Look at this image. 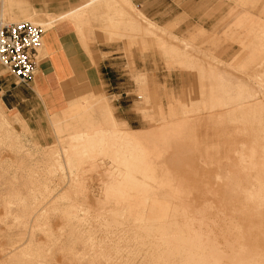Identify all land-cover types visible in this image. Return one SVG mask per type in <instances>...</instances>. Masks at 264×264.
Returning a JSON list of instances; mask_svg holds the SVG:
<instances>
[{
    "label": "rangeland",
    "instance_id": "374dc122",
    "mask_svg": "<svg viewBox=\"0 0 264 264\" xmlns=\"http://www.w3.org/2000/svg\"><path fill=\"white\" fill-rule=\"evenodd\" d=\"M169 1L176 15L163 26L131 0H99L97 16L88 8L69 18L80 35L96 29L93 43L120 45L121 74L110 89L102 83L41 126L0 103V264H212L209 253L219 250L228 264L241 241L264 248V231L247 229L263 227L264 208L242 192L258 185L259 170L244 167L253 150L258 163L264 156V0ZM34 14L51 27L42 9ZM249 19L257 24L245 37ZM176 124H185L178 134ZM161 129L172 141L190 139L184 148L228 152L240 188H227L225 168L205 165L200 151L182 155L181 169L169 173L153 148L167 134ZM224 186L235 197L223 205Z\"/></svg>",
    "mask_w": 264,
    "mask_h": 264
},
{
    "label": "crops",
    "instance_id": "0c3cea01",
    "mask_svg": "<svg viewBox=\"0 0 264 264\" xmlns=\"http://www.w3.org/2000/svg\"><path fill=\"white\" fill-rule=\"evenodd\" d=\"M33 1L32 5L29 0H1L0 15L4 17H24L25 20L32 21L37 9H42L45 15H49V19L44 18L47 19L44 22L48 23L49 20L52 22L43 36L42 60L29 85L18 83L9 72H4L0 67V103L13 115L34 121L36 126H41L46 125L48 117L61 112L77 97L99 89L102 83L106 84L107 89L113 87L116 76L119 78L121 74L123 62L122 55H119L117 50L119 44L93 43L97 36L96 29L88 28L86 34L84 32L80 35L76 23L69 19L78 20L76 14L92 3V0L80 4L78 3L81 0L77 3L76 0H46L45 3H41V0ZM131 1L147 17L161 26L168 22L169 15H176L170 13L169 0ZM101 9L92 10L93 14L97 16ZM247 22V29L244 26L245 37L249 36V29L257 24L255 19H249ZM202 34L205 32H201ZM245 37L242 36L241 39L244 40ZM84 43L88 44L87 47ZM204 117H199V121L205 120ZM183 125L185 124L178 125V130H181ZM188 134L195 136L194 132ZM180 142L184 144L191 140Z\"/></svg>",
    "mask_w": 264,
    "mask_h": 264
},
{
    "label": "bare ground",
    "instance_id": "6f19581e",
    "mask_svg": "<svg viewBox=\"0 0 264 264\" xmlns=\"http://www.w3.org/2000/svg\"><path fill=\"white\" fill-rule=\"evenodd\" d=\"M99 0H92V3H90L88 6H86L84 9H81L80 11H79V13H82L83 11H85V10H87L88 8L90 9V11H92V10H96V7H97V4H96V2H98ZM247 1V0H246ZM258 2V1H257ZM241 3V2H240ZM242 3H243V5H245L244 4V1H242ZM96 4V5H95ZM256 5V4H255ZM246 6V5H245ZM84 16V15H83ZM79 18V17H78ZM80 19V18H79ZM81 20H87L85 17H82V19ZM30 21V20H29ZM33 22V21H32ZM41 24H43V23H41ZM49 23H47V25H48ZM261 27V26H260ZM263 30V29H262ZM143 35V34H142ZM254 35V34H253ZM160 44V43H159ZM170 46V45H169ZM169 46H167V47H169ZM44 47V46H43ZM41 48L40 50L42 51L44 48ZM172 47V46H171ZM264 47V46H263ZM169 49H170V47H169ZM172 49V48H171ZM40 50H39V57H40V60H41V53H40ZM176 50V49H175ZM174 50V51H175ZM164 51V50H163ZM253 51V50H252ZM171 52H173L172 50H171ZM170 52V53H171ZM248 52H249V50H248ZM164 53V56H166L167 57V61L169 62V61H171V59L169 60V51H164L163 52ZM172 54H176V52L175 53H172ZM251 57H252V55H250ZM172 57H173V55H172ZM175 57V56H174ZM174 59V58H173ZM173 59H172V61H173ZM175 60V59H174ZM171 61V62H172ZM170 62V63H171ZM173 64V63H172ZM192 64V63H191ZM199 65V64H198ZM197 66V65H196ZM202 69V68H201ZM203 70H205V69H203ZM233 75V74H232ZM243 75V74H242ZM249 78V77H248ZM246 80V79H245ZM225 83V82H224ZM247 83V82H246ZM257 86V85H256ZM232 90V89H231ZM205 92V91H204ZM204 92H203V94H204ZM262 103V102H261ZM254 106V105H253ZM261 106V105H260ZM259 106V107H260ZM245 107V106H244ZM247 108H249V107H247ZM264 108V107H263ZM245 109H246V107H245ZM254 109V108H253ZM242 110H244V109H242ZM241 110V111H242ZM248 110V109H247ZM251 110V109H250ZM257 110V109H256ZM262 110H264V109H262ZM255 111V110H254ZM259 111H261V110H259ZM254 117V116H253ZM2 119V118H1ZM4 120V119H3ZM5 121V120H4ZM180 125V124H179ZM168 126V125H167ZM166 127V126H165ZM162 130V129H161ZM164 130V129H163ZM163 130L161 131V132H163ZM165 131V133H167V134H161V139H159L158 141H155V142H153V148H154V152H155V154H156V156H157V158H162V160H161V164L164 166V167H166L167 169H168V171H169V173H171L172 175L175 173L174 172V169H177V170H179V169H181V161H182V155H184V154H186L187 155V153L189 154V157H190V159L191 158H193L194 159V156H195V152L196 151H200V157L202 158V160H204V164L205 165H207V166H211V165H217V166H219V165H221V167L222 168H225L224 170L225 171H227V172H225L226 174H224L223 176H222V179H223V177H224V179L222 180V181H224V183H225V185H227V188H228V185H229V187L231 186V187H234L235 185H236V187H238V186H241V180H242V178L243 177H241V180H239L240 179V177H239V179L236 177V175L238 176V175H240V174H238L237 173V171L235 170L236 169V166H237V164H235L233 161H232V159H231V157L227 154V153H222V151H220L219 150V148L218 147H215V148H209L208 146L209 145H207V146H202V145H192V146H189V147H187V148H184V144L182 145V142H176L175 141V138H174V141H172L170 138H168L167 137V135H168V133L169 132H167L168 130H164ZM176 131V133L178 132V124H176V129H174V132ZM132 132V131H131ZM172 132V131H171ZM131 134V133H130ZM160 134H159V136H160ZM173 134V133H172ZM178 134V133H177ZM180 134V133H179ZM80 136H82V135H80ZM180 136H181V134H180ZM159 138V137H158ZM173 138V137H172ZM259 138H261V137H259ZM122 139V138H121ZM156 140V139H155ZM258 140V139H257ZM77 141H81V139H77ZM229 142V141H228ZM232 142V141H231ZM261 142V141H260ZM252 143H254V142H252ZM80 144H83L82 142L81 143H79V142H75V143H73L72 144V147L75 149L77 146H79ZM256 144V143H255ZM67 144H64L63 146H62V148L64 149L63 151L64 152H66V150H67V146H66ZM84 145V144H83ZM262 145V144H261ZM219 146V145H218ZM81 147V146H80ZM220 147V146H219ZM222 147V146H221ZM255 148V147H254ZM253 148V149H254ZM79 149V148H78ZM78 149H77V151H78ZM232 149V148H231ZM256 149V148H255ZM225 151V150H224ZM229 151H231V150H229ZM226 152V151H225ZM256 151H254L253 150V153H252V155H250V157L251 158H249V159H251L250 160V162H247L245 165H244V167L246 168V170L247 169H253V170H256V169H258L259 170V172L257 171L256 173L257 174H255V181L253 180L252 182H253V184L255 185V183L254 182H256L258 185H255V186H257V187H255V186H253V188L252 187H250L249 185V187L247 186L246 188H245V191H242V192H245V194H246V197H245V195H244V197L245 198H247V200H249V202H251L252 203V205L253 206H255V208L258 210V209H263L264 208V156L263 157H261V159H262V161H260L259 163L256 161L257 159H258V157H256ZM199 156V155H198ZM199 157V158H200ZM248 157V156H247ZM224 158H226V163L224 162L223 163V165L221 164V162H222V160L224 159ZM236 158V157H235ZM69 159V158H68ZM256 159V160H255ZM228 160H230L231 162H228ZM234 160V159H233ZM224 161V160H223ZM202 164V163H201ZM243 164V163H242ZM62 165V164H61ZM155 165H158V164H155ZM238 165H240V164H238ZM192 166V165H191ZM196 166V165H195ZM206 167V166H205ZM204 167V165H203V167L202 168H205ZM242 167V166H241ZM156 168H158V167H156ZM160 168V167H159ZM201 168V169H202ZM240 168V167H239ZM238 168V169H239ZM198 169H200V167L198 168ZM227 169V170H226ZM260 169H261V171H260ZM162 170V169H161ZM164 170V169H163ZM176 170V171H177ZM250 170V171H251ZM168 171H163V172H166V174H168ZM205 171V170H204ZM250 171H248V172H250ZM179 172V171H178ZM178 172H176V173H178ZM220 172H222V171H220ZM248 172L246 173V174H248ZM162 173V172H161ZM207 173V172H206ZM223 173H224V171H223ZM223 173H220V174H223ZM251 174H249V175H254V173L252 174V172H250ZM249 175H247V176H249ZM257 175V176H256ZM259 175H260V177H259ZM209 176V175H208ZM245 176V175H244ZM218 178V177H217ZM244 179H245V177H244ZM249 180V179H248ZM247 179L246 180H243V181H246V183L247 184H249V182H251L250 180L248 181ZM168 181H169V179H168ZM170 181H172V180H170ZM218 181H221V178H220V180H218ZM173 183H178V178L177 179H173V181H172ZM217 183V181H215V184ZM223 183V184H224ZM219 184V183H218ZM217 184V185H218ZM251 184V183H250ZM253 184H251V185H253ZM231 187L229 188V189H231ZM255 187V188H254ZM209 188V187H208ZM211 188V187H210ZM217 188H219V187H217ZM216 188V189H217ZM222 188V187H221ZM224 188L226 189V190H224L225 191V197L223 196V192H220L221 190H219V192L220 193H223V194H219L218 195V192H217V194H215V196H216V200H218V196H219V198H220V196H222L221 197V200L219 201V202H222L223 200L222 199H224V202H223V205L224 204H226V203H228V201L231 199V197H233V196H231V191L230 190H228L225 186H224ZM238 188H240V187H238ZM242 188V187H241ZM213 189V188H212ZM190 190V187L189 188H183V187H180V191L182 192V193H187V191H189ZM217 190V191H218ZM211 191V190H210ZM216 191V190H215ZM233 191V190H232ZM238 191H240V190H238ZM241 192V191H240ZM211 193V192H210ZM216 193V192H215ZM234 194V193H233ZM186 195V194H185ZM218 195V196H217ZM215 196H213V197H215ZM235 197V196H234ZM233 197V198H234ZM232 198V199H233ZM247 202V201H246ZM236 203V202H235ZM242 203V202H241ZM220 204V203H219ZM223 205H221V206H223ZM227 205H229V204H227ZM234 205V204H233ZM237 205V204H236ZM250 205V204H249ZM247 206V205H246ZM245 206V207H246ZM172 207H173V205H172ZM242 207V206H241ZM246 209H248V208H246ZM234 210V209H233ZM253 210V209H252ZM255 211V210H254ZM240 211H238V213H239ZM246 213H248V212H246ZM234 214V213H233ZM240 215V214H239ZM238 215V216H239ZM247 215V214H246ZM264 215V214H263ZM245 216V215H244ZM243 216V217H244ZM254 216V215H253ZM242 218V217H241ZM240 218V219H241ZM261 218V217H260ZM240 224V223H239ZM252 225V224H251ZM261 225V224H260ZM234 226V225H233ZM191 228V227H190ZM249 231L248 232H254V231H257V230H259V232H262V230L264 231V225H263V227H262V225L261 226H252V227H249V228H247ZM183 230V229H182ZM238 230H240V229H238ZM234 231V230H233ZM232 231V232H233ZM241 231V230H240ZM174 232H176V231H174ZM186 233V232H185ZM238 233V232H237ZM261 234V233H260ZM263 234H264V232H263ZM197 237V236H196ZM253 241H254V239H252ZM255 240H256V238H255ZM258 240H256V242H257ZM213 242V241H212ZM256 242H254V243H256ZM209 243V242H208ZM214 244V243H213ZM234 244V243H233ZM240 244V243H239ZM257 244V243H256ZM236 245V244H235ZM234 245V246H235ZM241 245H242V247H243V250H241L239 253H240V257L237 259V260H235V261H231L230 263H228V264H264V248L263 247H257V246H259V245H257V246H255L256 248L254 249H252V247H251V249L252 250H250V248H248V244L247 243H245L244 241H241ZM240 245V246H241ZM213 246V245H212ZM211 246V247H212ZM93 248V247H92ZM216 248H217V246H216ZM235 248V247H234ZM169 249V248H168ZM233 250V249H232ZM220 251V250H219ZM215 252V251H212V254H210L209 253V255H213V261H212V264H224V263H222V255H219L221 252ZM204 255L206 254V256L208 255V253H203ZM202 254V255H203ZM206 256H204V257H206ZM209 257V256H208ZM207 258V257H206ZM204 259V258H203ZM212 259V258H211ZM211 259H208V260H210V262H211ZM184 260V259H183ZM193 260V259H192ZM199 260V259H198ZM201 260H202V258H201ZM201 260H199V261H197L196 263L197 264H201L202 262H203V260L201 261ZM206 260V259H205ZM187 262V261H186ZM185 262V263H186ZM190 262H191V260H190ZM205 262V261H204ZM202 263V264H206V263ZM207 262V261H206ZM195 263V264H196ZM207 264H208V262H207Z\"/></svg>",
    "mask_w": 264,
    "mask_h": 264
},
{
    "label": "built area",
    "instance_id": "2783aa9c",
    "mask_svg": "<svg viewBox=\"0 0 264 264\" xmlns=\"http://www.w3.org/2000/svg\"><path fill=\"white\" fill-rule=\"evenodd\" d=\"M45 32L46 28L40 23L29 20L8 23L0 19V65L18 83L29 84L33 80Z\"/></svg>",
    "mask_w": 264,
    "mask_h": 264
}]
</instances>
